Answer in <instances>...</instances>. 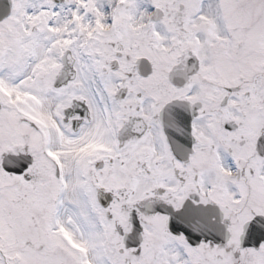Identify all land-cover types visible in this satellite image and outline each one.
Wrapping results in <instances>:
<instances>
[{
    "label": "snow or ice",
    "instance_id": "obj_1",
    "mask_svg": "<svg viewBox=\"0 0 264 264\" xmlns=\"http://www.w3.org/2000/svg\"><path fill=\"white\" fill-rule=\"evenodd\" d=\"M0 264H264V0H0Z\"/></svg>",
    "mask_w": 264,
    "mask_h": 264
}]
</instances>
